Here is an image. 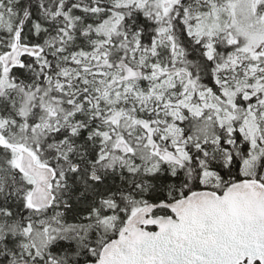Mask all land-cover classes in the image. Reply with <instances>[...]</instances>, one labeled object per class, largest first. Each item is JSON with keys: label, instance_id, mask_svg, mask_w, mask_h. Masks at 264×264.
I'll return each mask as SVG.
<instances>
[{"label": "snow or ice", "instance_id": "snow-or-ice-1", "mask_svg": "<svg viewBox=\"0 0 264 264\" xmlns=\"http://www.w3.org/2000/svg\"><path fill=\"white\" fill-rule=\"evenodd\" d=\"M0 264H264V0H0Z\"/></svg>", "mask_w": 264, "mask_h": 264}]
</instances>
